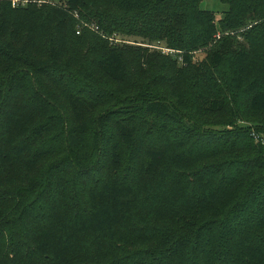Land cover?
<instances>
[{"label":"trees","instance_id":"1","mask_svg":"<svg viewBox=\"0 0 264 264\" xmlns=\"http://www.w3.org/2000/svg\"><path fill=\"white\" fill-rule=\"evenodd\" d=\"M30 1L0 0V264H264V0H222L219 20L202 0ZM84 21L178 51L205 86L248 96L253 126L195 151L168 137L148 146L115 119L93 160L90 114L114 94L144 95L171 69L148 48L78 35ZM240 31L244 42L225 35ZM202 51L208 66L193 63ZM223 64L228 76L216 78ZM167 91L144 107L181 123L184 95ZM203 105L220 112L225 101Z\"/></svg>","mask_w":264,"mask_h":264},{"label":"rangeland","instance_id":"2","mask_svg":"<svg viewBox=\"0 0 264 264\" xmlns=\"http://www.w3.org/2000/svg\"><path fill=\"white\" fill-rule=\"evenodd\" d=\"M55 1L59 2L58 0ZM201 9L215 12L217 20H219L222 19L223 14L228 11L229 7L222 0H202ZM79 26L88 34L107 38L100 32L98 25L95 23L85 22V24L80 23ZM241 32H232L225 35H231L235 43L244 42ZM117 38L119 37H116V35L107 38L109 45L119 44L120 47L127 45L129 48H148L153 52L161 53L166 59H163L159 66L164 64L165 68L170 67L171 70L170 72L161 73L162 79L144 95L124 97L114 94L111 97L112 103L106 104L90 114L89 123L91 130L88 135L87 145L93 160L96 161L101 156L102 132L112 133L113 136L116 134L114 128L115 119H121L134 127L139 137L149 138L148 146L151 147L162 145L165 137H168V139L179 142L190 140L195 151H208L221 148L236 137L241 140L244 139L241 132L253 126L248 108V96L241 92H236L232 88L228 89L222 84L216 85V83H213L211 87L205 86V84L196 79L194 74L192 75L190 66L183 63L180 53L167 48L164 43L162 45H149L143 43L141 39L129 38V40H121V38ZM218 40L219 38H216V41ZM211 49L208 48V51ZM193 63L208 66V53L206 51L197 53L194 55ZM130 67H132V71H134L133 69L142 70L137 61L132 62ZM143 70H149V68H144ZM222 76H228L225 64L218 68L216 78H221ZM172 85L176 86L184 95L187 104V109L180 113L181 123L168 117H155L148 113L144 107L147 100L153 96H157L159 100L168 98L167 88ZM144 86H146V83H144ZM220 97L225 101V108L222 111L214 112L204 107L203 103L206 98L219 99ZM242 144L249 155V158L245 157V160H253L254 153L248 147V143L243 142ZM93 163L94 165L96 164V162ZM42 172L44 176L49 174L50 165L48 163L44 164ZM134 175L125 177L126 174H121L120 177L131 181L136 179Z\"/></svg>","mask_w":264,"mask_h":264},{"label":"built area","instance_id":"3","mask_svg":"<svg viewBox=\"0 0 264 264\" xmlns=\"http://www.w3.org/2000/svg\"><path fill=\"white\" fill-rule=\"evenodd\" d=\"M31 1L30 0H12V5L13 7H19V6H24L29 4ZM33 2H38L39 4H43V3H47V4H55V0H39V1H33ZM76 18H78V14H76L75 16ZM82 24H85L84 22H82ZM82 27L78 26V30H77V34L80 35L82 32ZM217 38H220V35L217 36ZM258 139V138H257ZM262 143L264 145V140H262Z\"/></svg>","mask_w":264,"mask_h":264}]
</instances>
